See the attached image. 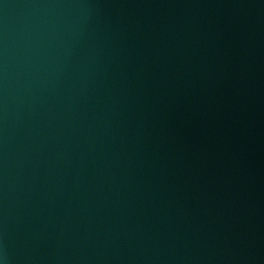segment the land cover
I'll return each mask as SVG.
<instances>
[{
    "label": "water",
    "instance_id": "95a60500",
    "mask_svg": "<svg viewBox=\"0 0 264 264\" xmlns=\"http://www.w3.org/2000/svg\"><path fill=\"white\" fill-rule=\"evenodd\" d=\"M0 264H264V0H0Z\"/></svg>",
    "mask_w": 264,
    "mask_h": 264
}]
</instances>
